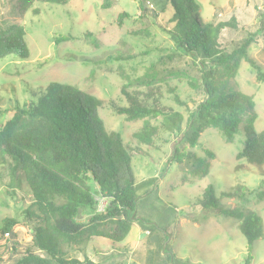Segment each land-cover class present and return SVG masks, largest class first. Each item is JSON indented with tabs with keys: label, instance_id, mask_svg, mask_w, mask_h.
I'll use <instances>...</instances> for the list:
<instances>
[{
	"label": "trees",
	"instance_id": "trees-1",
	"mask_svg": "<svg viewBox=\"0 0 264 264\" xmlns=\"http://www.w3.org/2000/svg\"><path fill=\"white\" fill-rule=\"evenodd\" d=\"M148 1L153 3L154 10L147 8ZM41 2L65 5L69 0ZM199 7L196 0H140L143 13L149 14L151 9L156 18L161 15L166 19L164 25L159 20L155 24L162 26L176 48L160 56L138 77L137 83L144 85L146 91L130 93L124 87L128 104L112 102V107L127 120H144L135 135L147 146H154L161 132L175 135L168 162L177 163L185 173L200 176L209 171V158L214 159L215 152L206 149L205 156L200 157L195 151L200 134L207 127L220 130L227 142H233L236 134L242 132L244 146L237 158L261 167L264 130L255 127L256 100L253 95L236 89L230 78L235 77L240 60L245 59L256 71L257 80L264 82L263 67L248 50L256 40L253 35L264 33V27L252 37L227 47L221 40L222 31L237 28L236 19L215 24L203 20ZM34 12L39 13V8ZM120 15L122 24L123 16L128 14ZM26 34L21 23L0 24V59L11 55L28 59ZM73 38L64 35L57 41ZM170 77L183 78L193 92L202 95L190 107L176 87H169L173 100L187 108L186 116L161 100V85ZM102 105L100 98L74 84L52 81L30 101L17 103L13 115L0 128V179L6 180L10 187L26 184L31 193L25 213L32 223V237L23 251L16 248L18 255L11 264H97L87 255L82 260L66 257L64 246L86 244L93 238L122 242L135 219L145 230L148 225L158 230L156 244L164 249L170 261L165 250L173 236L171 224L155 226L138 218L136 211L139 184L132 159L144 151L141 146L126 142L120 131L105 127L100 115ZM146 182L154 185L156 178ZM243 189L239 186L222 192L223 196L238 195L243 202L242 206L228 210L209 185L203 196L191 203L185 216L194 221L221 215L238 219V228L247 238L248 262L252 259L253 244L263 235L264 228L260 216L245 207L253 191ZM254 194L260 201L264 200V190ZM97 197L104 201L103 209H99ZM85 216L86 220H82ZM173 218H179L176 209ZM17 223L13 217L0 219L1 233L17 236L13 230ZM124 247L125 251L129 250ZM173 257L175 260L174 254ZM1 262L0 255V264H6Z\"/></svg>",
	"mask_w": 264,
	"mask_h": 264
},
{
	"label": "rangeland",
	"instance_id": "rangeland-1",
	"mask_svg": "<svg viewBox=\"0 0 264 264\" xmlns=\"http://www.w3.org/2000/svg\"><path fill=\"white\" fill-rule=\"evenodd\" d=\"M41 1L0 0V24H23L30 50L28 59L15 55L0 59V128L13 115L17 103L30 101L52 81L71 83L97 96L103 102L100 115L105 127L120 131L126 142L134 147L141 146L144 151L132 159L139 184L136 188L138 216L155 226L170 223L173 231L172 238L168 237L171 243L165 250L170 261L164 249L156 244L158 230L150 225L145 230L136 219L124 241L115 243L106 238H93L86 244L64 246L65 256L82 260L87 255L97 264H185L180 259L192 264H264V233L255 240L252 259L247 262V238L238 228V219L222 215L204 218L201 212L198 221L185 216L191 203L203 196L209 185L226 209L242 206L238 195L223 196L222 192L243 186V190L253 191L245 207L260 216L264 228V200L260 201L254 194L264 190V165L256 167L237 158L244 146V134L239 132L233 142H227L220 130L205 128L195 151L200 157L205 156L206 149L216 155L214 159L209 158L208 173L194 176L182 171L177 163L168 162L175 135L161 132L155 145L147 146L135 135L144 120H127L112 107V102L128 104L124 87L130 93L146 91L144 85L137 83L138 77L160 56L176 48L162 26L155 24L159 20L164 25L166 19L153 15V3H145L152 9L145 14L140 0H109L110 5L107 0H69L65 5ZM196 2L203 20L216 24L236 19L237 28L222 31L221 40L227 47L252 37L264 27V0ZM36 8L39 13L34 12ZM123 12L128 16H123L121 24L119 19ZM64 35L74 38L58 42ZM253 36L256 40L248 50L264 70V33ZM230 80L235 82L236 89L254 96L255 127L258 131L264 130V82L257 80L256 71L245 59L240 60L237 73ZM165 82L161 85L162 102L182 111L185 116L187 108L173 100L169 87H176L190 107L195 105L193 100L202 98L183 78L170 77ZM149 178H156L154 185L145 183ZM30 196L26 184L10 187L6 180L0 179V219L13 217L18 221L13 228L17 236L9 232L3 235L0 231L1 263L14 262L18 255L16 248L23 251L31 240L32 223L25 213L31 203ZM97 198L99 209H102L104 201ZM174 209L179 215L176 220Z\"/></svg>",
	"mask_w": 264,
	"mask_h": 264
},
{
	"label": "built area",
	"instance_id": "built-area-1",
	"mask_svg": "<svg viewBox=\"0 0 264 264\" xmlns=\"http://www.w3.org/2000/svg\"><path fill=\"white\" fill-rule=\"evenodd\" d=\"M104 205H102V209H103Z\"/></svg>",
	"mask_w": 264,
	"mask_h": 264
},
{
	"label": "water",
	"instance_id": "water-1",
	"mask_svg": "<svg viewBox=\"0 0 264 264\" xmlns=\"http://www.w3.org/2000/svg\"><path fill=\"white\" fill-rule=\"evenodd\" d=\"M138 218H140V217L138 216Z\"/></svg>",
	"mask_w": 264,
	"mask_h": 264
}]
</instances>
